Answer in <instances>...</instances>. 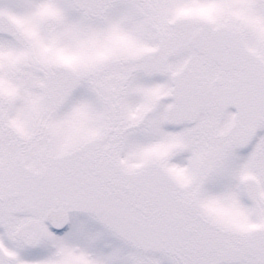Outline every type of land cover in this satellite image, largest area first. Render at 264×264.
I'll return each instance as SVG.
<instances>
[{
  "label": "snow or ice",
  "instance_id": "6c2138e0",
  "mask_svg": "<svg viewBox=\"0 0 264 264\" xmlns=\"http://www.w3.org/2000/svg\"><path fill=\"white\" fill-rule=\"evenodd\" d=\"M0 264H264V0H0Z\"/></svg>",
  "mask_w": 264,
  "mask_h": 264
}]
</instances>
